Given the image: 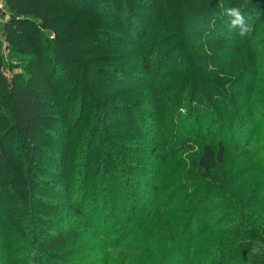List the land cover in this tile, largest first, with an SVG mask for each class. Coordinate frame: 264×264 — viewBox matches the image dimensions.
<instances>
[{"label":"trees","instance_id":"1","mask_svg":"<svg viewBox=\"0 0 264 264\" xmlns=\"http://www.w3.org/2000/svg\"><path fill=\"white\" fill-rule=\"evenodd\" d=\"M239 5L252 17L246 38L225 13ZM5 6L6 38L29 57L8 76L0 41V264H264V0ZM196 110L214 132L197 143L198 173L185 175L178 206L155 211L164 188L147 186L144 231L126 218L107 245L88 190L99 163L119 147L129 163L149 160L137 175H157L178 137L193 143ZM249 128L250 161L232 167L231 137ZM134 234L147 237L141 258L112 251Z\"/></svg>","mask_w":264,"mask_h":264},{"label":"rangeland","instance_id":"2","mask_svg":"<svg viewBox=\"0 0 264 264\" xmlns=\"http://www.w3.org/2000/svg\"><path fill=\"white\" fill-rule=\"evenodd\" d=\"M10 17L11 15L8 11L2 12L0 10V41L3 45L2 50L6 65L5 72L8 76H12L14 73H24V60H27L29 57L27 55L18 56L15 48L12 47L11 43L6 38L4 24L5 20H8ZM45 36L52 39L53 34L51 32H45ZM197 111L198 110H196L191 123L189 122V125L187 124L188 131H185L186 135H190L191 133L196 135L193 139V143L188 144L187 141H184L185 139L178 137L181 140V145L166 150V156L170 157H165L159 162L158 173L157 175L154 174L150 177L152 180L147 176L137 175V173H139L137 170L138 167L149 169V160L145 158L144 160L140 159V161L135 160L129 163V161L123 159L128 158L126 151L121 150L119 147H116L113 150L115 151L118 149L120 154L116 160H110L108 163H99L100 168L96 169L95 173L92 175L93 178L89 180L88 190H90V188L93 189L89 193V199H92L96 206L93 222L99 226V230L103 237H101V239H104L107 245H109V239L105 237V235H110L108 232L109 228L112 231L121 228V226L125 224L123 221L126 220V218H129V222L133 221L135 225L141 223L140 229L144 231V218H146V214L150 209V201L148 199V193H146L147 186L155 183L157 186L164 188V191L153 199L156 204L154 207L155 211H167L170 213L176 206H178L179 195L181 194L178 190L183 186L185 175L187 173H198V170L195 168L196 160L198 158L196 153L197 143L202 136H206L207 133L212 135L214 132L210 128L209 113L206 112V114L204 113L201 116L200 112L197 113ZM196 121H203L204 123L200 126ZM213 128L214 126L212 129ZM83 130L86 131V129ZM251 130L252 129L249 128L246 134L238 139L236 136L231 137L232 143L230 146L231 149L229 150L230 160L228 161L232 167L238 168L247 161H250L242 150V145L246 146V142L250 140ZM85 131H74L72 134L73 137L78 134V137L74 138L73 141L76 145L80 143V148L88 137V133L85 135ZM222 134H226V130L223 131ZM79 135L82 137H79ZM241 139H243L244 142H242ZM127 140H131V138H128ZM125 143L126 141H121L118 145H124ZM233 143L234 145L237 144V150H233L235 147ZM159 148L160 149H157V151L152 149V154H156V152L160 153L161 150L165 149V145L162 144ZM105 152L108 153L109 158H114L111 156V150H106ZM163 152L164 151L161 153ZM131 169H133V171H131ZM141 194H143V196ZM123 206H125V209L120 210ZM118 210L121 212V215ZM157 222L158 220L156 218L155 224H157ZM139 234L140 233L137 235ZM135 236V234L132 235L124 245L120 248L116 247L112 251L141 258L143 256L142 252L146 249L144 243L146 241L144 237L146 236H136V240L134 238Z\"/></svg>","mask_w":264,"mask_h":264},{"label":"clouds","instance_id":"3","mask_svg":"<svg viewBox=\"0 0 264 264\" xmlns=\"http://www.w3.org/2000/svg\"><path fill=\"white\" fill-rule=\"evenodd\" d=\"M244 5L229 7L225 9L226 15L230 18L229 27L237 30L241 38H246L252 32V17L243 11ZM258 251V249H253ZM35 255V253H33Z\"/></svg>","mask_w":264,"mask_h":264},{"label":"built area","instance_id":"4","mask_svg":"<svg viewBox=\"0 0 264 264\" xmlns=\"http://www.w3.org/2000/svg\"><path fill=\"white\" fill-rule=\"evenodd\" d=\"M0 10L3 12H7L8 10L6 9L5 6V0H0Z\"/></svg>","mask_w":264,"mask_h":264}]
</instances>
